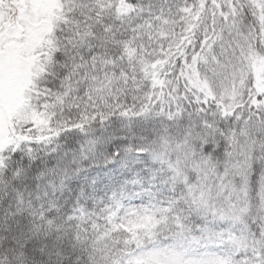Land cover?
<instances>
[{
	"label": "snow or ice",
	"instance_id": "6c2138e0",
	"mask_svg": "<svg viewBox=\"0 0 264 264\" xmlns=\"http://www.w3.org/2000/svg\"><path fill=\"white\" fill-rule=\"evenodd\" d=\"M0 264H264V0H0Z\"/></svg>",
	"mask_w": 264,
	"mask_h": 264
}]
</instances>
